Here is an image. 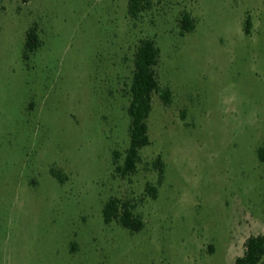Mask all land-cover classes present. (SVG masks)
<instances>
[{
	"label": "rangeland",
	"instance_id": "374dc122",
	"mask_svg": "<svg viewBox=\"0 0 264 264\" xmlns=\"http://www.w3.org/2000/svg\"><path fill=\"white\" fill-rule=\"evenodd\" d=\"M128 2L0 0V264H236L264 234V0H153L137 20ZM146 38L161 49L160 89L151 144L124 174L113 153L130 145ZM112 197L143 230L105 221Z\"/></svg>",
	"mask_w": 264,
	"mask_h": 264
},
{
	"label": "trees",
	"instance_id": "16d2710c",
	"mask_svg": "<svg viewBox=\"0 0 264 264\" xmlns=\"http://www.w3.org/2000/svg\"><path fill=\"white\" fill-rule=\"evenodd\" d=\"M28 2L29 0H23ZM153 5V0H129L128 12L132 19H140L148 13ZM253 23L250 15L245 19V32L251 33ZM183 32H193L196 29L195 21L189 12H184L181 19ZM26 47L29 52H36L41 47V39L36 25L27 32ZM161 56V49L156 41L150 38L143 39L137 48L134 59V70L130 84L131 102L128 109L131 118L130 145L123 155L119 150L114 151L115 161L122 160L118 170L124 174H133L141 160V150L151 144L148 118L152 111V97L160 89L156 67ZM166 103L171 102L170 90L162 94ZM259 158L264 161V146L258 151ZM154 167L159 175V183L165 175L166 164L162 157L154 162ZM149 193L157 197L158 188L148 186ZM135 207L130 201L112 197L104 207V219L107 223L118 221L125 228L139 232L144 229V220L135 213ZM236 264H264V234L250 236L246 241L244 255L236 259Z\"/></svg>",
	"mask_w": 264,
	"mask_h": 264
}]
</instances>
